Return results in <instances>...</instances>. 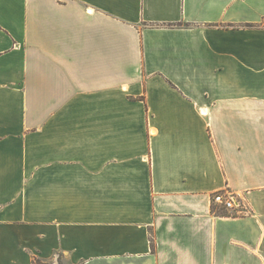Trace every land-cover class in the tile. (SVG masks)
Segmentation results:
<instances>
[{
  "label": "crops",
  "instance_id": "1",
  "mask_svg": "<svg viewBox=\"0 0 264 264\" xmlns=\"http://www.w3.org/2000/svg\"><path fill=\"white\" fill-rule=\"evenodd\" d=\"M263 23L264 0H0V264H264Z\"/></svg>",
  "mask_w": 264,
  "mask_h": 264
},
{
  "label": "built area",
  "instance_id": "2",
  "mask_svg": "<svg viewBox=\"0 0 264 264\" xmlns=\"http://www.w3.org/2000/svg\"><path fill=\"white\" fill-rule=\"evenodd\" d=\"M213 203L221 206L224 210L233 215L248 213L247 210L244 211L242 201L228 191L216 193L213 197Z\"/></svg>",
  "mask_w": 264,
  "mask_h": 264
},
{
  "label": "trees",
  "instance_id": "3",
  "mask_svg": "<svg viewBox=\"0 0 264 264\" xmlns=\"http://www.w3.org/2000/svg\"><path fill=\"white\" fill-rule=\"evenodd\" d=\"M171 26H174V25L171 24ZM214 211H215L216 213H218V214H222V215H228V214H229L226 210H224V209L219 210V209H217V208H215V207H214ZM33 262H34V264H43V263H42L39 259H37V258H35Z\"/></svg>",
  "mask_w": 264,
  "mask_h": 264
},
{
  "label": "rangeland",
  "instance_id": "4",
  "mask_svg": "<svg viewBox=\"0 0 264 264\" xmlns=\"http://www.w3.org/2000/svg\"><path fill=\"white\" fill-rule=\"evenodd\" d=\"M263 25H264V23H263ZM244 211H246V208H244ZM246 214V213H245ZM240 215H242V214H240Z\"/></svg>",
  "mask_w": 264,
  "mask_h": 264
}]
</instances>
